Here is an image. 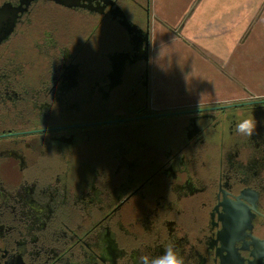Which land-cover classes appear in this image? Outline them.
I'll return each instance as SVG.
<instances>
[{
    "label": "flooded vegetation",
    "instance_id": "af4514ba",
    "mask_svg": "<svg viewBox=\"0 0 264 264\" xmlns=\"http://www.w3.org/2000/svg\"><path fill=\"white\" fill-rule=\"evenodd\" d=\"M153 19L152 0H0V264L169 245L186 264H264V106L166 99Z\"/></svg>",
    "mask_w": 264,
    "mask_h": 264
},
{
    "label": "crops",
    "instance_id": "0c3cea01",
    "mask_svg": "<svg viewBox=\"0 0 264 264\" xmlns=\"http://www.w3.org/2000/svg\"><path fill=\"white\" fill-rule=\"evenodd\" d=\"M259 1L248 0V7L251 9ZM245 10L244 0H152L153 15L158 25L162 26V28L158 27L159 31L156 29L152 32L154 35L153 66L154 70L159 72L155 80L163 85V93L166 89L164 84L173 85L172 81L170 83L165 81L164 70L168 63L170 66L174 64L177 68L176 72L175 70L172 72V76L179 75V83L185 82L187 78L194 80L196 87H204L203 90L194 92L195 96L206 95L205 89L208 88L211 91L207 90V95L226 98L219 97L221 93H215L216 96H214L212 88H217L213 86L216 82L228 84V77L223 80L221 76L220 78L214 76L216 73L218 76L222 71L228 74V58L223 53L229 50L234 41L240 40L236 36L238 32L236 25L244 19ZM167 25L177 27L167 28L165 27ZM258 34L261 35V32ZM230 35H234V38H229ZM188 42L195 44L192 45L193 48L187 45ZM171 44L178 45L176 49L184 55L181 54L182 56L177 57L178 59L174 58L171 54ZM185 61L192 62L183 64ZM188 68L193 73L184 76Z\"/></svg>",
    "mask_w": 264,
    "mask_h": 264
},
{
    "label": "rangeland",
    "instance_id": "374dc122",
    "mask_svg": "<svg viewBox=\"0 0 264 264\" xmlns=\"http://www.w3.org/2000/svg\"><path fill=\"white\" fill-rule=\"evenodd\" d=\"M244 3L246 4L244 19L240 24L236 25V30L238 31L236 36L240 38V40L234 41L229 50L223 53L226 54L228 58V74L224 71L221 73L218 71V76H216L217 73L214 76L217 78L221 76L223 80L228 77V84L224 82L213 83V86L217 87L212 88L214 96H216L215 93H221L219 97L223 96L226 98L250 97L255 94H264V0L255 3L251 9L248 7V0H244ZM171 26L174 27V29L177 27L173 25H167L165 27L169 28ZM151 27L154 32L158 27L162 28L155 19L151 21ZM159 30L160 29H158V31ZM259 32H261V35L258 34ZM229 38H234V35H230ZM174 43H176V41ZM188 43V46L195 45L190 42ZM173 46L174 45L171 44L170 49L174 58L184 55V53L176 49L178 45ZM203 55L205 54L203 53ZM191 59H193V56H191ZM190 62L192 61H185L183 64H189ZM166 65L167 68L164 70L166 76L165 81L168 83H170V81L173 82V85L164 84V87H166L164 93L166 99L172 100L182 95L193 96L194 92L196 93V91L204 89V87H196L194 80H188L187 78L185 82L179 83V75L172 76V72L174 70L176 72L177 68L174 64L170 66L167 63ZM192 73L193 71L188 68L183 75L185 76L186 74ZM207 90L209 89L207 88Z\"/></svg>",
    "mask_w": 264,
    "mask_h": 264
},
{
    "label": "clouds",
    "instance_id": "9594fccd",
    "mask_svg": "<svg viewBox=\"0 0 264 264\" xmlns=\"http://www.w3.org/2000/svg\"><path fill=\"white\" fill-rule=\"evenodd\" d=\"M252 102L264 106V94H255ZM235 130L242 136L252 137L257 131V121L253 118L240 120ZM136 264H186V260L177 252L174 245H169L159 255L151 257L147 254L139 255L136 258Z\"/></svg>",
    "mask_w": 264,
    "mask_h": 264
}]
</instances>
